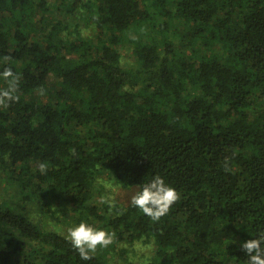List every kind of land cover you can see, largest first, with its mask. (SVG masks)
Masks as SVG:
<instances>
[{"label": "trees", "instance_id": "obj_1", "mask_svg": "<svg viewBox=\"0 0 264 264\" xmlns=\"http://www.w3.org/2000/svg\"><path fill=\"white\" fill-rule=\"evenodd\" d=\"M56 2L0 0V71L10 56L19 76L0 169L24 200L0 202V264H111L31 219L37 198L152 241L144 264H245L240 242L264 233V0H73L100 32L73 40L47 25ZM101 173L136 190L160 174L180 198L159 221L90 204Z\"/></svg>", "mask_w": 264, "mask_h": 264}, {"label": "rangeland", "instance_id": "obj_2", "mask_svg": "<svg viewBox=\"0 0 264 264\" xmlns=\"http://www.w3.org/2000/svg\"><path fill=\"white\" fill-rule=\"evenodd\" d=\"M73 0H57L58 9H55L52 14L48 16V27L55 24L58 20L62 22V34L66 35L71 40L84 37L94 38L100 34L92 24L88 23L83 15L77 11L72 14L66 11L67 5H70ZM64 6V7H63ZM63 7V8H62ZM130 47V46H129ZM126 46L122 48V59L124 62L130 63L132 60L131 48ZM5 172L0 169V202L6 206L11 207L20 206L24 202L22 200L21 188L17 184L8 181L4 176ZM136 191L134 187H122L115 183L106 173H101L96 180L93 197L90 204L104 205L101 202V197H111L115 200V204H127L131 201V196ZM28 204V211L31 219L39 222L47 229L56 230L65 234L66 227L74 222H78L76 208L67 204H60L52 202L47 198L34 199ZM154 243L152 241H134L132 244L125 241L114 242L107 248L99 249L103 257L111 264H144L152 260L154 255Z\"/></svg>", "mask_w": 264, "mask_h": 264}, {"label": "clouds", "instance_id": "obj_3", "mask_svg": "<svg viewBox=\"0 0 264 264\" xmlns=\"http://www.w3.org/2000/svg\"><path fill=\"white\" fill-rule=\"evenodd\" d=\"M11 59L10 56L3 57L5 66L0 71V80L5 82L6 87L0 88V106H7L19 99L17 95L19 76L11 66H7V62ZM39 168L44 171L47 164L42 161ZM179 198V191L163 176L155 174L147 182L138 184L137 190L131 196V206L152 221H159L169 213ZM100 199L110 209L116 206L115 200L111 197ZM64 239L71 245L81 262H88L93 259L98 248H107L113 243V234L84 218L66 227ZM239 249L244 252L245 264H264V233H257L255 238L240 242Z\"/></svg>", "mask_w": 264, "mask_h": 264}]
</instances>
